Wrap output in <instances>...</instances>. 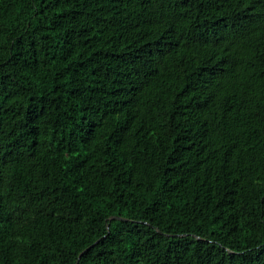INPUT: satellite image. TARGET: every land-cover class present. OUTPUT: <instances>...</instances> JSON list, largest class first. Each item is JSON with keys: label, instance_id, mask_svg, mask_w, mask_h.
Wrapping results in <instances>:
<instances>
[{"label": "trees", "instance_id": "trees-1", "mask_svg": "<svg viewBox=\"0 0 264 264\" xmlns=\"http://www.w3.org/2000/svg\"><path fill=\"white\" fill-rule=\"evenodd\" d=\"M0 264H264V0H0Z\"/></svg>", "mask_w": 264, "mask_h": 264}]
</instances>
